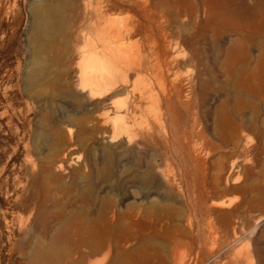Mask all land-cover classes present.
Segmentation results:
<instances>
[{
  "label": "rangeland",
  "instance_id": "obj_1",
  "mask_svg": "<svg viewBox=\"0 0 264 264\" xmlns=\"http://www.w3.org/2000/svg\"><path fill=\"white\" fill-rule=\"evenodd\" d=\"M118 29L93 97L83 55ZM3 213L0 264L108 243L110 264H264V0H0Z\"/></svg>",
  "mask_w": 264,
  "mask_h": 264
},
{
  "label": "bare ground",
  "instance_id": "obj_2",
  "mask_svg": "<svg viewBox=\"0 0 264 264\" xmlns=\"http://www.w3.org/2000/svg\"><path fill=\"white\" fill-rule=\"evenodd\" d=\"M112 34L114 36L113 38H115L117 42V45L114 46V49L113 50L111 49L112 51H109L108 54L103 51L100 52L96 48H92L91 51L83 55V59L81 63L82 88L83 90H87L88 93L93 97L105 96V95L108 96L111 93L112 89L117 83V80L113 78L108 79V77L107 76L104 77V75L106 72L109 71V69L117 68V66L120 64L123 53L127 51V49H125L123 46V39L125 38V34H126L125 30L118 29V31L116 30ZM101 38L103 39L104 36L102 35ZM112 42H115V41L113 40ZM137 64L140 65L139 63ZM98 72L102 73L101 78ZM182 92L183 91L181 90L179 83L173 82L171 83L170 87L167 89L168 96H171L172 93H174L176 97H180L182 95ZM106 97L104 98L105 102L103 103V105L105 104L106 106L113 108L114 107L113 103L110 100L108 101ZM120 109H122V107ZM130 111H134V109L130 110V108L125 107L122 110H117L116 113H118V115H120L121 117H124ZM112 137H118L119 139L124 138L127 143H131L132 138L134 136L132 137L130 133L128 134L126 130V126L124 127L122 123H118L117 125H114ZM127 145H130V144H127ZM29 208H31L30 213H33L34 209H36V207L33 205L32 207H29ZM36 217L37 219H40L38 215H36ZM7 218L8 217H6V215L3 213V216H2L3 227L0 224V236L3 234L4 229L9 230L10 224ZM59 235H60V232L58 231L52 237L53 243L57 241ZM233 236L235 237V238L233 237L234 239L231 236L230 237L233 240H235L240 237V234L234 233ZM232 239L229 241L232 242ZM77 253L78 255L76 256V258L74 257L75 259L73 258L74 260L71 264H110L109 261L113 254V249L111 247V243H108L106 246H95L90 250H87L85 248L84 250L79 251ZM124 253L130 254L131 252L127 250ZM39 260H43V261L47 260V262L48 263L50 262V264L54 263L53 262L54 261L53 250L50 249L49 251L46 249H42L40 246L36 251V256H35L34 261L36 262V264H39ZM134 264H139V262H135ZM230 264H243V262L242 261L238 263L232 262Z\"/></svg>",
  "mask_w": 264,
  "mask_h": 264
}]
</instances>
